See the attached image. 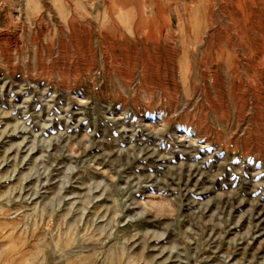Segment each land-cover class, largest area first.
<instances>
[{
    "label": "rangeland",
    "instance_id": "obj_1",
    "mask_svg": "<svg viewBox=\"0 0 264 264\" xmlns=\"http://www.w3.org/2000/svg\"><path fill=\"white\" fill-rule=\"evenodd\" d=\"M0 255L264 264V0H0Z\"/></svg>",
    "mask_w": 264,
    "mask_h": 264
},
{
    "label": "crops",
    "instance_id": "obj_2",
    "mask_svg": "<svg viewBox=\"0 0 264 264\" xmlns=\"http://www.w3.org/2000/svg\"><path fill=\"white\" fill-rule=\"evenodd\" d=\"M0 264H24L21 262V259L17 256L14 257H7V258H3L0 255Z\"/></svg>",
    "mask_w": 264,
    "mask_h": 264
}]
</instances>
